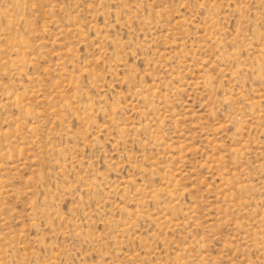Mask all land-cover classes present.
I'll list each match as a JSON object with an SVG mask.
<instances>
[{"label":"rangeland","instance_id":"obj_1","mask_svg":"<svg viewBox=\"0 0 264 264\" xmlns=\"http://www.w3.org/2000/svg\"><path fill=\"white\" fill-rule=\"evenodd\" d=\"M0 264H264V0H0Z\"/></svg>","mask_w":264,"mask_h":264}]
</instances>
